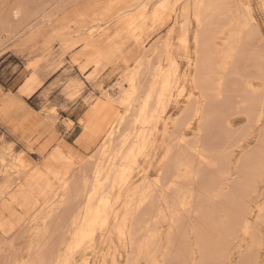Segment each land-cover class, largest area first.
Wrapping results in <instances>:
<instances>
[{
	"label": "rangeland",
	"instance_id": "1",
	"mask_svg": "<svg viewBox=\"0 0 264 264\" xmlns=\"http://www.w3.org/2000/svg\"><path fill=\"white\" fill-rule=\"evenodd\" d=\"M0 264H264V0H0Z\"/></svg>",
	"mask_w": 264,
	"mask_h": 264
},
{
	"label": "bare ground",
	"instance_id": "2",
	"mask_svg": "<svg viewBox=\"0 0 264 264\" xmlns=\"http://www.w3.org/2000/svg\"><path fill=\"white\" fill-rule=\"evenodd\" d=\"M197 1V0H196ZM200 1V0H199ZM197 3V2H196ZM199 3V2H198ZM197 3V4H198ZM204 3V2H203ZM193 5V4H192ZM201 5H204V4H201ZM200 5V6H201ZM203 7V6H202ZM163 8V7H162ZM194 8V6H193ZM196 9V8H194ZM199 13V12H198ZM203 13V12H202ZM201 14V13H200ZM199 16V14H198ZM197 16V17H198ZM201 17H202V14H201ZM119 27V26H118ZM199 35V34H197ZM199 42V40L197 41ZM226 43V42H225ZM227 44V43H226ZM88 53L86 51H84L82 53V57H86L88 58ZM91 56V55H90ZM210 56V55H209ZM91 58V57H89ZM227 58V56H226ZM146 59V58H145ZM144 59V60H145ZM191 60V59H190ZM209 62V61H208ZM225 62V61H224ZM148 65V64H147ZM141 68V67H140ZM157 72V71H156ZM138 73V72H137ZM137 73H134V74H130L131 76L129 77V87L131 88L130 91L127 93V96L130 95L131 93L135 92L137 90V86H136V80H137V76L138 74ZM161 74V72H160ZM141 76V74H140ZM158 78V77H157ZM140 79V78H139ZM173 79V77H172ZM162 83H161V86H160V94L158 95L157 94V91H156V87L153 86V88L150 90V93L149 95L146 96L145 98V101H144V107L142 106L141 108H143L142 112H141V115L142 116H146V120L145 122L148 123L149 121L152 120L153 118V113L155 112L153 107H152V104H154V102L156 104H160L162 102V93L163 91L166 89L167 87V84L170 82V75H167L165 77H163L162 79ZM140 81V80H138ZM195 81V80H194ZM196 83V82H195ZM172 86V85H171ZM171 90V88L169 89V91ZM139 92V91H138ZM33 93V89L28 93L29 96H31ZM138 94V93H137ZM132 95V94H131ZM158 95V97L156 99H154V97ZM132 97V96H131ZM130 99V98H129ZM237 99V98H236ZM112 101V100H111ZM110 101V102H111ZM135 102V101H134ZM139 104H137L138 106ZM9 107V106H8ZM7 107V108H8ZM6 108V109H7ZM141 108L139 110H141ZM130 110V109H128ZM133 110V108H132ZM131 110V111H132ZM129 112V111H128ZM134 112H137V111H134ZM30 113V112H29ZM99 113V112H98ZM132 113V112H131ZM138 113V112H137ZM136 114V113H135ZM155 114V113H154ZM138 115V114H137ZM121 116V115H120ZM119 116V118H120ZM123 116V115H122ZM129 117H132V115H130ZM226 118V117H225ZM127 119V118H126ZM129 119V118H128ZM124 120H125V117H124ZM139 120V119H138ZM100 121L101 122V118H100V115H97L92 123H94V125L96 126L97 122ZM122 121L123 120H120L118 118H115L112 122H110V125H109V134L104 138L105 141H104V147L107 146V143L109 141V138L113 135V134H116L117 133V129L120 128L121 125H125V124H122ZM127 121V120H126ZM31 122V121H30ZM152 122V121H151ZM131 125V124H130ZM134 127V125L132 126V128ZM130 129V127H128ZM23 129V128H22ZM128 129V130H129ZM153 129V128H152ZM127 130V129H126ZM132 130V129H131ZM145 131V130H144ZM143 131V132H144ZM142 132V130H141ZM139 132V133H141ZM158 132V131H157ZM132 133V132H131ZM131 133H127L128 135V138L132 135ZM138 133V134H139ZM146 135V134H145ZM140 136V134L138 135ZM131 138V137H130ZM127 139L124 140V142L126 141ZM145 140V139H144ZM115 142V140H114ZM123 142V143H124ZM116 143V142H115ZM145 142H140L139 145L135 146L130 152H128V154L126 156H124V161L125 163L121 166L122 168L120 169V173L119 175L117 176V179L115 178L114 179V183H117V185L119 186H123L125 182H127V178H126V174L130 168V165L135 161V158L136 156L138 155L137 152L144 149V144ZM38 146V145H37ZM59 147V146H57ZM61 149V148H60ZM107 149V147L105 148ZM236 149V148H235ZM171 151V150H170ZM120 153V152H119ZM169 153V152H168ZM113 155V154H112ZM169 157V156H168ZM53 159L54 160H60V153L59 152H56V154L53 155ZM119 159V158H118ZM177 161L178 162V170H179V164H181L182 162H180V160L178 159ZM182 161V160H181ZM119 164V163H118ZM177 164V163H176ZM183 165V164H182ZM115 166V162L114 163H111V165H109L108 169H104V168H98L96 170V173H95V178H96V185L94 186V188L90 191V193L87 194V196L89 195V198H90V201L94 198H97V205H91V206H87V210H86V216H85V220L84 222L82 223V232H88V231H92L94 230L96 227L102 225H106L107 221L105 219L102 218V209L103 207L106 205V204H109V201H110V195H104L106 194L104 192L103 195H100L103 187L105 186L104 184V181H107L109 180L110 176H112L113 174H115L117 172V169L114 167ZM184 166V165H183ZM176 169V168H175ZM176 169V170H177ZM181 169V167H180ZM175 172H179V171H175ZM257 175V174H256ZM174 177V176H173ZM176 177V176H175ZM177 178V177H176ZM173 179V178H172ZM176 181V180H175ZM109 184V183H108ZM115 185V184H113ZM109 189V188H108ZM107 191V189H106ZM80 196V195H79ZM85 196V195H84ZM80 198V197H79ZM95 203V202H94ZM70 208V207H69ZM83 208V207H82ZM82 216V215H81ZM77 218V217H76ZM84 218V217H83ZM79 221V220H78ZM144 221V220H143ZM83 234V233H82ZM135 234V233H134ZM133 234V235H134ZM84 239V238H83ZM86 239V238H85ZM78 241V240H77ZM80 245V244H79Z\"/></svg>",
	"mask_w": 264,
	"mask_h": 264
}]
</instances>
